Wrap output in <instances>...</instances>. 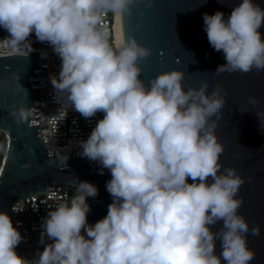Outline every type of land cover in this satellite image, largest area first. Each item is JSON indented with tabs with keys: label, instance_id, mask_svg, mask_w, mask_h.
<instances>
[{
	"label": "clouds",
	"instance_id": "obj_1",
	"mask_svg": "<svg viewBox=\"0 0 264 264\" xmlns=\"http://www.w3.org/2000/svg\"><path fill=\"white\" fill-rule=\"evenodd\" d=\"M137 3L0 0V27L9 33L0 46L16 54L26 44L28 54V37L35 33L61 60L58 75L50 77L56 98L86 119L103 113L79 142L80 155L96 162L99 174L110 173L105 187L111 196L106 215L89 224L86 198L98 189L78 180L70 204L43 219L41 237L51 243L33 260L15 252L22 237L0 212V264H250L254 259L247 246L249 225L238 213L244 180L234 168L221 172L223 147L210 123L225 104L220 89L208 93L206 82L185 88L178 69L160 72L146 84L139 62L150 49L125 34L109 43L103 16H131ZM143 3L152 6V0ZM262 25L264 8L254 0H240L227 20L221 10L203 14L208 42L225 59L216 73L264 71ZM11 114L27 121L23 108ZM217 223L221 227L212 231ZM259 231L251 229L253 235Z\"/></svg>",
	"mask_w": 264,
	"mask_h": 264
},
{
	"label": "water",
	"instance_id": "obj_2",
	"mask_svg": "<svg viewBox=\"0 0 264 264\" xmlns=\"http://www.w3.org/2000/svg\"><path fill=\"white\" fill-rule=\"evenodd\" d=\"M254 2L264 8V0ZM238 3L240 0H152V6L146 7L138 0L131 16L120 17L121 35L134 36L150 49L139 62L140 79L146 84L160 72L178 69L184 73L185 88H198L206 82L208 93L220 89L225 104L210 123L215 124L214 135L223 147L221 172L234 168L244 180L237 194L243 201L238 213L249 225L247 246L255 253L250 264H264V71L216 73L217 66L225 63L224 55L210 46L203 26L204 13L221 10L227 20ZM259 31L264 39V25ZM1 34L9 33L0 27ZM28 41V54H0V129L8 135L0 170V212L12 221L11 209L19 199L52 185L77 187L78 180L89 181L98 189L95 197L86 198L90 206L87 220L94 224L106 215L111 202L105 187L110 173L105 169L99 174L98 164L88 158L53 162L47 157L38 124L40 41L35 33ZM250 97L257 100L255 105L248 102ZM20 108L27 121L11 114ZM13 226L22 237L21 228ZM253 226L259 227V235L251 233ZM220 227L217 223L212 231ZM26 249L22 237L15 252L25 258ZM215 251H221L218 240Z\"/></svg>",
	"mask_w": 264,
	"mask_h": 264
},
{
	"label": "built area",
	"instance_id": "obj_3",
	"mask_svg": "<svg viewBox=\"0 0 264 264\" xmlns=\"http://www.w3.org/2000/svg\"><path fill=\"white\" fill-rule=\"evenodd\" d=\"M116 14L108 12L103 16V24L109 30V43L117 41ZM9 34H1L0 40ZM0 54H11V50L0 46ZM16 54H27L26 46L20 45ZM39 56V100L38 124L47 157L53 161L86 158L80 155V141L85 140L96 121L103 113L98 112L91 118H84L60 96H57L50 77L58 75L61 65L60 57L47 42H40ZM62 105L66 107V114ZM8 143V135L0 129V170ZM77 187L56 184L47 187L38 194L30 195L16 201L11 209L12 221L21 228L26 242L25 259L37 258L45 244L51 243L47 236L41 237L42 221L48 212L60 204H70L72 193Z\"/></svg>",
	"mask_w": 264,
	"mask_h": 264
},
{
	"label": "bare ground",
	"instance_id": "obj_4",
	"mask_svg": "<svg viewBox=\"0 0 264 264\" xmlns=\"http://www.w3.org/2000/svg\"><path fill=\"white\" fill-rule=\"evenodd\" d=\"M115 26L117 27V41L121 38V20H120V16H118L116 14L115 17Z\"/></svg>",
	"mask_w": 264,
	"mask_h": 264
},
{
	"label": "rangeland",
	"instance_id": "obj_5",
	"mask_svg": "<svg viewBox=\"0 0 264 264\" xmlns=\"http://www.w3.org/2000/svg\"><path fill=\"white\" fill-rule=\"evenodd\" d=\"M76 191H77V188L75 189V192L72 193V194H73V195H72V198H73V196L75 195Z\"/></svg>",
	"mask_w": 264,
	"mask_h": 264
},
{
	"label": "trees",
	"instance_id": "obj_6",
	"mask_svg": "<svg viewBox=\"0 0 264 264\" xmlns=\"http://www.w3.org/2000/svg\"><path fill=\"white\" fill-rule=\"evenodd\" d=\"M75 192V191H74ZM73 195V194H72ZM75 195H78V192L76 191Z\"/></svg>",
	"mask_w": 264,
	"mask_h": 264
}]
</instances>
